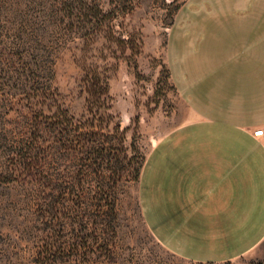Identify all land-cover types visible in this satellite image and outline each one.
Returning <instances> with one entry per match:
<instances>
[{
	"label": "rangeland",
	"instance_id": "374dc122",
	"mask_svg": "<svg viewBox=\"0 0 264 264\" xmlns=\"http://www.w3.org/2000/svg\"><path fill=\"white\" fill-rule=\"evenodd\" d=\"M207 15L208 0H0V264H264V246L185 259L145 215V160L189 109L169 64H207Z\"/></svg>",
	"mask_w": 264,
	"mask_h": 264
},
{
	"label": "crops",
	"instance_id": "0c3cea01",
	"mask_svg": "<svg viewBox=\"0 0 264 264\" xmlns=\"http://www.w3.org/2000/svg\"><path fill=\"white\" fill-rule=\"evenodd\" d=\"M207 33V64H169L188 114L147 156L142 195L167 249L223 262L264 246V0H208Z\"/></svg>",
	"mask_w": 264,
	"mask_h": 264
},
{
	"label": "built area",
	"instance_id": "2783aa9c",
	"mask_svg": "<svg viewBox=\"0 0 264 264\" xmlns=\"http://www.w3.org/2000/svg\"><path fill=\"white\" fill-rule=\"evenodd\" d=\"M263 131H264L263 128H259V129H257V130L254 131V134H255V135H259V134H262Z\"/></svg>",
	"mask_w": 264,
	"mask_h": 264
}]
</instances>
